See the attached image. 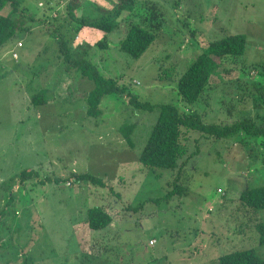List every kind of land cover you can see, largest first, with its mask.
<instances>
[{
	"label": "rangeland",
	"instance_id": "374dc122",
	"mask_svg": "<svg viewBox=\"0 0 264 264\" xmlns=\"http://www.w3.org/2000/svg\"><path fill=\"white\" fill-rule=\"evenodd\" d=\"M20 1L24 31L0 51V264H219L246 250L264 260L257 228L264 209L240 201L246 188L264 187L262 138L187 132L177 183L183 192L169 197L177 171L153 172L139 160L159 112L130 104L135 96L189 113L179 78L211 41L243 34L246 53L222 65L193 110L206 124L264 125V0H139L119 31L106 36L88 27L87 42L79 21L95 20L96 7L111 10L118 0ZM152 6L164 15L163 28L134 59L120 44ZM104 39L109 46L101 49ZM63 40L73 58L125 91L105 96L96 116L87 114L95 86L68 68ZM42 94L46 103L35 105ZM129 125L133 146L121 132ZM25 171L38 176L22 183ZM94 208L110 214L108 228L86 223Z\"/></svg>",
	"mask_w": 264,
	"mask_h": 264
},
{
	"label": "trees",
	"instance_id": "16d2710c",
	"mask_svg": "<svg viewBox=\"0 0 264 264\" xmlns=\"http://www.w3.org/2000/svg\"><path fill=\"white\" fill-rule=\"evenodd\" d=\"M139 0H118L117 5L111 10L96 7L100 16L95 20L81 19L80 26L89 27L102 32L104 35L112 34L122 28V23L129 16L127 8L136 10ZM20 0H0V51L5 45L16 38L18 33L23 30V16L20 11ZM10 8L5 15L3 12ZM138 12V11H137ZM22 16V17H21ZM162 12L152 6L148 9V18H145L143 24H131L127 26L125 38L120 44V49L134 59H140L156 43L158 34L163 28ZM62 52L65 55V62L69 69L77 70L84 79L94 84V89L90 92L87 105L89 116L100 114V104L107 95L124 94L123 88L119 87L117 82L112 79L104 78L98 69L89 61L73 58L71 51L65 40L62 42ZM101 49L108 48L107 40H101L97 43ZM247 50V37L243 34L227 35L222 39L211 41L207 49L201 53L190 68L179 78L177 91L181 100L192 108L189 113L181 112L177 107L170 104L152 105L142 102L137 97H132L130 104L133 108L141 111L154 113L159 112L157 122L147 140L145 147L140 155V162L153 172L158 170L177 171V179L174 182V192L168 196L182 194L183 188L180 187L179 180L182 176L183 164L180 163L187 155L188 150L183 143L187 132H199L204 135L215 137L217 139H227L243 132L249 136L262 138L264 148V125H259L254 119H245L235 122L231 125L206 124L203 122L200 114L193 108L202 101L206 92L210 89L213 77L219 72L222 65L232 58L241 57ZM42 95L33 99L35 105L46 103ZM42 96V100H38ZM264 100V95L261 96ZM264 111V102H263ZM135 126L129 125L123 127L121 132L130 146H133L131 133ZM32 176H38L33 171H25L21 174L22 183ZM81 179L91 181L96 185L104 184L91 175L84 174ZM240 201L245 209H254L256 211L264 209V187L250 189L246 188ZM86 223L95 231L104 230L112 223V217L100 208H94L88 211ZM258 232L260 234V244L264 245V224L259 223ZM219 264H264V260L253 250L234 252L220 257Z\"/></svg>",
	"mask_w": 264,
	"mask_h": 264
},
{
	"label": "crops",
	"instance_id": "0c3cea01",
	"mask_svg": "<svg viewBox=\"0 0 264 264\" xmlns=\"http://www.w3.org/2000/svg\"><path fill=\"white\" fill-rule=\"evenodd\" d=\"M87 29H84L83 31H82V37H81V39H83L84 41H86L87 42V40H86V34H89L86 30H88L89 28L88 27H86ZM89 43V42H88ZM43 104H45V103H43Z\"/></svg>",
	"mask_w": 264,
	"mask_h": 264
},
{
	"label": "built area",
	"instance_id": "2783aa9c",
	"mask_svg": "<svg viewBox=\"0 0 264 264\" xmlns=\"http://www.w3.org/2000/svg\"><path fill=\"white\" fill-rule=\"evenodd\" d=\"M19 47H22V45H20ZM16 58V57H15ZM154 244V242H151V245H153ZM155 245V244H154Z\"/></svg>",
	"mask_w": 264,
	"mask_h": 264
}]
</instances>
